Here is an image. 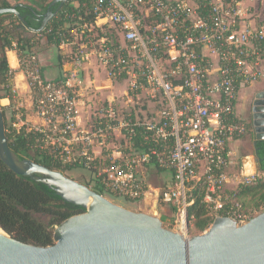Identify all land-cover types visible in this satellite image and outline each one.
I'll list each match as a JSON object with an SVG mask.
<instances>
[{
  "label": "built area",
  "instance_id": "2783aa9c",
  "mask_svg": "<svg viewBox=\"0 0 264 264\" xmlns=\"http://www.w3.org/2000/svg\"><path fill=\"white\" fill-rule=\"evenodd\" d=\"M242 1L97 0L95 27L112 23L119 38L96 40L94 25L85 22L84 47L95 48L110 77H127L134 93L150 90L159 98V109L120 117L109 101L83 120L79 71L46 79L38 57L29 55L22 71L38 120L32 124L22 103L13 104L11 130L33 131V146L59 162L82 158L87 168L94 163L105 190L120 197H147L150 185L139 174L142 168L172 171L174 183L160 189L157 198L177 206L181 233L187 227L190 185L199 179L207 189L204 200L212 222L219 216L248 222L251 212L240 202L229 205L226 188L250 184L264 176V169L232 173L229 144L247 132L236 112L240 89L264 79V19L252 20ZM78 58L86 61L89 53L79 48ZM12 91L13 85L11 96ZM137 136L146 147L134 146ZM113 137L123 147L112 149Z\"/></svg>",
  "mask_w": 264,
  "mask_h": 264
},
{
  "label": "water",
  "instance_id": "95a60500",
  "mask_svg": "<svg viewBox=\"0 0 264 264\" xmlns=\"http://www.w3.org/2000/svg\"><path fill=\"white\" fill-rule=\"evenodd\" d=\"M67 1H52L58 7L46 12L38 31ZM4 13H14L27 27L15 6L0 7V15ZM253 119L255 139L264 140V89L255 96ZM0 156L16 173L85 209L56 226L54 243L48 246L20 241L0 226V264H264V210L243 224L219 216L193 236L166 228L158 215L121 206L59 170L18 158L7 140L1 104ZM256 163L259 168L257 157Z\"/></svg>",
  "mask_w": 264,
  "mask_h": 264
},
{
  "label": "trees",
  "instance_id": "16d2710c",
  "mask_svg": "<svg viewBox=\"0 0 264 264\" xmlns=\"http://www.w3.org/2000/svg\"><path fill=\"white\" fill-rule=\"evenodd\" d=\"M53 0H0V7L15 6L19 13L25 17L27 27L21 25L20 19L14 13H4L0 15V104L5 98L12 99L11 88L13 82L14 69L9 64L7 50H16L19 59L23 56L31 55L35 48L43 42L47 47L54 49L56 61L52 66L60 69L68 61L61 51V44L64 42H74L77 35H81L80 42L87 41L86 32L83 24L87 22L94 26V31L99 36H107L112 42L119 38L117 32L108 33L95 27V7L97 0H68L61 10L55 14L47 23L45 28L38 31L42 24V19L48 10L55 12L58 3L51 5ZM77 2L75 5L73 2ZM227 2L231 0H226ZM77 32V33H76ZM76 48V46H74ZM39 55V54H38ZM43 76L46 79H59L64 72L57 78H48L46 72L49 68L43 65L42 58L38 56ZM21 69L24 68L21 65ZM11 105H1L5 120L6 136L12 151L20 159H31L37 163L45 165L50 169L63 172L82 168L89 171L90 178L86 185L96 192L108 195L102 183V178L98 175L97 167L94 163L91 168L85 167V161L73 163H62L56 160L47 150H40L33 146L35 133L33 131H22L17 133L11 130L10 118L7 109ZM12 119V118H11ZM248 130V123L241 119ZM134 146L144 148L141 137L132 139ZM254 154L259 159L260 169H264V140L254 141ZM159 170H163L157 167ZM173 175L174 183V173ZM206 186L202 179L191 182L189 199L191 203L187 207V218L189 220L190 232L193 235L203 233L212 223L209 208L204 200ZM226 191L229 193L228 204L240 202L246 212L259 213L264 209V176L250 184L238 187L228 186ZM166 203L160 200L161 207ZM170 205V204H169ZM174 215L178 214L177 206L170 205ZM85 209L80 205H75L64 200L56 191L46 184L33 180L30 176L21 175L12 170L0 156V226L16 239L39 246H48L54 243V230L65 219L84 212ZM45 214L47 219L43 220L38 215ZM163 223L173 221L164 211H161ZM176 221V220H175Z\"/></svg>",
  "mask_w": 264,
  "mask_h": 264
},
{
  "label": "crops",
  "instance_id": "0c3cea01",
  "mask_svg": "<svg viewBox=\"0 0 264 264\" xmlns=\"http://www.w3.org/2000/svg\"><path fill=\"white\" fill-rule=\"evenodd\" d=\"M242 2L246 7L249 8L250 16L252 17V20L260 21L261 19H264V0H243ZM73 4L77 5L78 3L75 1V2H73ZM99 23H101V21H99ZM106 25H108V27L111 28V30L109 31L110 33H113L114 31H116L118 33V27H116L112 23H106L103 27H101V28L97 27V28H99V30L104 32L105 31L104 27ZM92 35H93V33H92ZM101 37L102 36H99L98 34L96 36L94 35V38L96 40H99ZM85 42L86 41L80 42V40L76 37L74 42H71V43L68 42L65 45L61 44L60 48L63 49V51H62L63 55L68 57V59H69L68 61H66L63 64L62 69H60L56 66H52L54 64V62L56 61V57L54 54L49 55V57H43L42 58L43 65L49 66V68L46 72V76L48 78H57L61 75L62 72L66 71L68 69L72 70L74 68H78L77 70L79 71V77H80V81H81V83L79 85V91L81 94L80 105H79V114L81 117H83L82 118L83 120L89 118L91 116V113H93V107H92V104H89V100H92L95 103L96 102L95 98H101L102 96L104 98L111 99L112 95L109 94V92H107V91H100L99 92L98 90H102V89L105 90L106 88H109L114 84V81L112 79H110V80L106 81V82H108L106 86L98 85L99 82L104 78V77H102V79L99 78V72L102 71V68L104 67L105 73H106L107 67L101 62L100 63L101 69L96 68L94 63H97V61L99 62V60L96 56V53H95L96 50L92 46L84 47ZM73 44L74 45L77 44V47L74 48ZM79 48H83L84 50H86L89 53V59L88 60H86V61H80L79 60V58H78ZM10 52H14V51L12 50ZM78 66H80V67H78ZM13 69L15 70L14 84H15L16 88H21L22 89L21 91L27 90L28 89V83L25 82V80H26L25 73L22 70L20 71L18 58H17V64L15 66H13ZM88 80H90L91 82H95L94 83L95 85H93L94 87L92 86V87H90V89H88V86L84 87V84L86 85ZM115 81L119 82L120 80H115ZM251 88H256V91L254 92V94L257 91L264 89V79L253 82L252 84H250L248 86H244L243 88L240 89L239 97H238V101H237V106H236V112H237L238 117L242 120H245V121H246L245 115H246L247 107L249 106L250 102L252 101V97L254 96V95L250 96L249 95L250 91H246V90L251 89ZM242 92H243V94H241ZM19 94H21V93H19ZM249 98L251 100L248 102ZM4 102H5V104H7V103H10V100L8 98H5ZM28 115L29 114H26L27 119L30 122H32V123L37 122L38 118L35 116V114L33 115L32 119ZM255 140L256 139L254 136L252 137V136L248 135V136H244V137L243 136L238 137V138H236L230 142L229 147L233 152L232 168L235 169L234 170L235 173H238L239 171L244 172L245 168H247L246 166L248 164L249 159H252V167H250L249 169H246L247 170L246 172L251 173L257 168L256 156L254 154V150H255L254 141ZM249 143L251 146L250 148L252 149L250 151L247 150V148H249ZM154 169H156V168H154ZM148 170L149 169H147V167H145V168H142L140 170V173H139L140 176L144 177L146 180H147V177H146L147 172L146 171H148ZM155 171H157V173L155 174V181L156 182H154V183H152L151 181L148 182L150 185L149 193H148L147 197L142 200L143 202L140 203L141 206H144L146 204L149 196H153L154 202H155V207H157L158 201L156 199H157V194L159 193V190L164 189V188H168L172 185L173 175H172L171 171L164 170V169L163 170L156 169ZM152 190H154V192ZM170 207L171 206L166 203V205L164 207H162L161 210H163L165 213H167L169 215V213L172 212Z\"/></svg>",
  "mask_w": 264,
  "mask_h": 264
},
{
  "label": "rangeland",
  "instance_id": "374dc122",
  "mask_svg": "<svg viewBox=\"0 0 264 264\" xmlns=\"http://www.w3.org/2000/svg\"><path fill=\"white\" fill-rule=\"evenodd\" d=\"M104 28H105V32L110 33L109 31L111 30V28L108 27V25H106ZM114 32H116V31H114ZM88 33L89 32H86V34H88ZM93 35L96 36L97 33L94 31ZM77 38L79 40L80 39H84V38H82V36L80 34L77 35ZM87 38L88 37L86 36V39ZM73 46L77 47V44L76 45L73 44ZM96 48L99 49L100 48V44H96ZM10 51H12V50L8 49L6 54H7L8 60H9V64L13 68L10 60L11 59L13 60L14 58H13L12 55H11V58H10V53H9ZM13 51L17 55V58H18V61H19V67H20V71H21L22 70L21 69V65L24 68L23 61L29 55L28 56H23L22 60H20L17 51L16 50H13ZM35 51H37L38 53L33 52L31 55H36L37 57L40 56V59L43 58V57H49V55L54 53L53 52L54 49L47 47L46 44H43V42H41V44L35 48ZM61 51H63V49H61ZM100 63H101L100 61L99 62L97 61V63H94L96 68L101 69L100 68V66H101ZM78 67H80V66H78ZM75 69H78V68H74L72 70H75ZM72 70L68 69L66 71L70 72ZM66 71H64V73ZM106 73H105V69L103 67L102 71L99 72V78L100 79H102V77H104V78L99 82L98 85L106 86L107 83H108L106 81H108L110 79H112L114 81V84L111 87L106 88L105 90L102 89V90H98V91L99 92L100 91H107V92H109V94L112 95V98L108 99V98H104L103 96L101 98H95V101H96L95 103H94V101L89 100V104H92V107H93V113L90 112L92 116H93L94 113L97 114L99 112V109H102L109 101H112L114 107L119 111L120 117H126L129 114H131L132 116H135L136 114H140L141 116H143L144 112H149L150 110L156 111V110L159 109V104H158V99L159 98L158 97L157 98L153 97V93L150 90L149 91L148 90H140L139 92H135L134 93L133 91L130 90L129 80L127 79V77L125 79L120 80L118 82V81H115V79H113L112 77H110V75L108 74V70L106 71ZM14 75H15V70H14V73H13V77L11 79H12V82H13V86L16 89V92L12 91V99L11 100L8 98L10 100V103L5 104L4 99H3L1 101V105L8 106V105L21 104L22 103V105H23L22 108H23V111L25 112V114H29L28 116L31 119L33 118L34 114L37 117L35 109H34V106H33V103H32L33 102L32 93L29 91V89L21 91L22 90L21 88H16V86L14 84ZM25 76H26V74H25ZM27 81H28V76H26L25 82H27ZM94 83L95 82H91L90 80H88L87 84L86 85L84 84V87L88 86V89H90V87L95 85ZM246 91H250L249 95L252 96V95H254V92L256 91V88L247 89ZM19 93H21V94H19ZM241 94H243V92ZM250 100L251 99L249 98L248 102ZM7 114H8V117L10 118V122L12 123L13 116H14V111H13L12 106H10V108L7 109ZM249 133H250V130H248L246 132V134L243 135V137L244 136H248V135L250 136ZM117 136L118 137L120 136L119 133H117ZM111 140L112 141H111V146L110 147H112V149H118V148L123 147V143H120V141L117 139V137L116 138L113 137ZM250 147L251 146H250V143H249V148H247L248 151L252 150ZM246 167L247 168H245L244 172L239 171L238 173L239 174H241V173L247 174L248 172H246L247 171L246 169H249L250 167H252V159L248 160V164H247ZM154 168L157 169L156 166H152V165H148L147 166V169H149L148 171H146L147 172L146 173V177H147V181L148 182L149 181H151L152 183L156 182L155 181V174L157 173V171H155L156 169H154ZM234 170L235 169L231 167V172L232 173L233 172L235 173ZM65 174L67 176H69V177H71V178L83 183V184H87V182H88V180L90 178L89 171L86 170V169H82V168H77V169H73V170L67 171ZM152 191L154 192V190H152ZM105 196L108 197L113 202H115V203H117V204H119L121 206H124L126 208L135 210V211H144V212H147V213H150V214H153V215H158L160 217H161V211L163 212V210H161L162 207L160 205V200L158 198L156 199L158 201L157 207H155V202H154L153 196H149L148 201L146 202V204L144 206H141V204H140V203L143 202L142 200H132V199H128V198H125V197H120V196L113 195V194H108V195H105ZM163 203H165V202H163ZM259 213H257V214H259ZM251 214H252V217L257 215V214H255L253 212H251ZM38 216L41 219H43V220L47 219V215H45V214H41V215H38ZM169 216L172 217V219L174 218L176 221L175 220L172 221L170 219L169 221L163 223L164 226L166 228L171 229V230L180 232L179 226H178V222H177V219L179 218V215L178 214L174 215L173 212H170ZM183 234H185L187 236H193V233L190 232V228H189V230H185Z\"/></svg>",
  "mask_w": 264,
  "mask_h": 264
},
{
  "label": "flooded vegetation",
  "instance_id": "af4514ba",
  "mask_svg": "<svg viewBox=\"0 0 264 264\" xmlns=\"http://www.w3.org/2000/svg\"><path fill=\"white\" fill-rule=\"evenodd\" d=\"M260 91V90H259ZM258 93V91L254 94V96L252 97V101L250 102L249 106L247 107V110H246V115H245V118H246V122L248 123L249 127H248V130H250V136H254L256 137L257 135V132L255 130V126L253 124V104H254V100H255V96L256 94ZM247 130V131H248Z\"/></svg>",
  "mask_w": 264,
  "mask_h": 264
},
{
  "label": "bare ground",
  "instance_id": "6f19581e",
  "mask_svg": "<svg viewBox=\"0 0 264 264\" xmlns=\"http://www.w3.org/2000/svg\"><path fill=\"white\" fill-rule=\"evenodd\" d=\"M11 55L13 56V60L11 59L10 62L12 64V66H15L17 64V56L14 52H10V58H11Z\"/></svg>",
  "mask_w": 264,
  "mask_h": 264
}]
</instances>
